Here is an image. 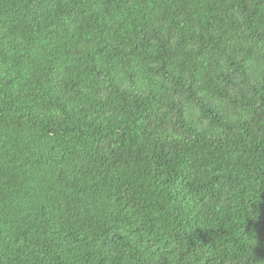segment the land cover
I'll return each mask as SVG.
<instances>
[{"label":"trees","instance_id":"trees-1","mask_svg":"<svg viewBox=\"0 0 264 264\" xmlns=\"http://www.w3.org/2000/svg\"><path fill=\"white\" fill-rule=\"evenodd\" d=\"M0 264H264V0H0Z\"/></svg>","mask_w":264,"mask_h":264}]
</instances>
